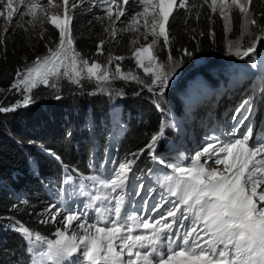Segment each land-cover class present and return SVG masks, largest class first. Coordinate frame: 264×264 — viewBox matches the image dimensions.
<instances>
[{
  "label": "snow or ice",
  "instance_id": "1",
  "mask_svg": "<svg viewBox=\"0 0 264 264\" xmlns=\"http://www.w3.org/2000/svg\"><path fill=\"white\" fill-rule=\"evenodd\" d=\"M128 2L123 0L124 5ZM133 2L141 7L129 15V23L139 24L137 18L147 17L151 9V19L145 18L143 24L145 28H151L154 37H163L165 45L170 42L166 26L174 9L194 6L189 4V0H180L179 5L177 0ZM207 2L204 0V3ZM252 2L211 0L209 7L215 12L219 4L220 15L229 21L228 10L235 6L248 23L260 27L255 19H250L249 6ZM47 3L52 4L53 0H47ZM62 3L65 7L63 18L50 17V22L59 30L56 49L50 48L48 55L37 58L26 72L17 73L12 87L19 89L23 86V100L10 107H0V112L15 111L21 104L27 107L34 103L30 93L39 84L57 89L65 76L79 84L84 69L97 81L109 80L106 68L101 72V64L93 63L90 66L72 47L70 13L77 5H70L69 0H62ZM16 4L25 5L27 11L20 15H31L29 23L38 19L36 9L43 7L39 0H0V16L11 22L19 11L14 6ZM113 4H117V0H101L109 18L113 15ZM124 16L125 11L120 10L116 20ZM260 31L264 33V28ZM155 43L154 40L153 44L137 49L134 55L139 67L153 77L151 83L145 86L154 94L156 89L162 94L174 74V67H171L173 58L169 54L168 66L157 63L153 53ZM102 45L103 41L98 51ZM255 50L254 41L243 51L237 45L233 54L243 58ZM229 51L232 52V46ZM183 52L185 56H191L187 49ZM115 59L122 61L124 58ZM179 63H182V59L176 61V64ZM61 67H65V72L61 73ZM69 70L73 75H69ZM115 72H121L119 64ZM123 78L143 83L132 74ZM56 98L61 97L57 94ZM251 112L252 100L244 99L233 112L231 119L234 123L227 134L223 138H209L205 146L190 158L189 164L165 165L164 160L155 154L158 141L164 136L162 126L147 145L152 159L165 165L164 174L156 181L158 198L150 209L149 201L157 189L151 185L145 189L142 182H137L141 178L135 173L129 176L131 166L139 158L133 153L136 159L112 160L104 175L87 177L91 181L90 187L80 183L79 193L87 198L83 206L58 207L51 204L45 209L47 215L40 223H57V217L60 218L58 222L62 227L53 233L54 239L43 237L17 223L15 231L22 234L28 250L33 253L31 264H264V135L257 131L252 139V124L249 122L245 126ZM241 127L244 128L243 132L240 131ZM202 156L205 157L203 161ZM208 161L213 165H223V168L208 167ZM67 180H71V177ZM142 191L145 195L141 200L140 212L129 211L134 208L133 197H139ZM90 212L95 213L91 219ZM149 212L155 217L151 221L144 218ZM143 229L149 232L145 234L141 231Z\"/></svg>",
  "mask_w": 264,
  "mask_h": 264
},
{
  "label": "rangeland",
  "instance_id": "2",
  "mask_svg": "<svg viewBox=\"0 0 264 264\" xmlns=\"http://www.w3.org/2000/svg\"><path fill=\"white\" fill-rule=\"evenodd\" d=\"M39 3L43 7L36 9L38 19L34 23H29L32 19L31 15H20L27 11L25 5H14L19 11L14 14L11 22L7 21L6 17L0 16V44L10 48L15 55L16 75L18 72H26L37 58L47 56L48 50L56 49L59 43V30L50 22V17L55 15L63 18L65 7L62 0H53L52 4H48L47 0H39ZM73 3L77 6L70 13L72 15V47L79 52L80 58L89 62L90 66L93 63L101 64V72L106 68L109 80L97 81L96 77L89 76L87 70L84 69L79 84L73 83L65 76L61 79L59 88L53 89L50 86L39 84L32 89L31 96L39 88L51 89L58 93L59 89L66 85L81 88L83 83H93L99 94H88V97L89 99H94L96 96L101 97L105 103L103 106L109 110L110 139H122L130 123L137 126L150 125L149 128H155V117H160L159 128L163 126L165 132L158 141L155 154L164 160L165 165L175 161L179 164H189L190 158L205 146L209 138L214 136L223 138L233 126L234 122L231 117L234 110L244 99L252 100V112L249 121L245 122V126L249 122L253 126L252 139L255 138L257 131L264 135V33L260 31L264 28V18L258 24L260 27L251 25L245 19L244 14L237 7L232 6L228 10L230 20L226 21L220 15L221 9L218 4L215 13L221 18L225 32L223 51L214 50L207 57L200 56L194 60L188 58L189 60L185 62L183 51L176 49L177 54L182 52L181 56L174 53L170 36L169 44L165 45L163 37H154L151 34V28H145L143 21L145 18L151 19V9L147 17L137 18L139 24L132 25L128 20L129 15L141 7L133 0H129L127 5L123 4V0H117V4L112 5L111 18L106 14L101 0H69L70 5ZM179 3L180 0H177L178 5ZM251 5L249 6L250 19H255ZM120 10L125 11V16L116 20V15ZM236 13L240 19L238 33L233 30ZM113 21H115L114 25ZM168 26L169 23L166 26L167 30ZM113 28L115 35H113ZM258 36L259 40H257ZM154 40L156 43L153 46V53L157 57V63L162 62L168 66L170 64L169 54L173 58L171 67H174V74L162 94L159 89H156L154 94L145 86L151 83L153 77L139 67L134 55L137 49L153 44ZM102 41V49L98 51V46ZM254 41L256 50L253 53L243 58L233 54L237 45L243 51ZM230 46H232V52L229 51ZM116 57L124 59L116 60ZM181 59L182 63L176 64V61ZM117 64L121 67L120 73L115 72ZM60 71L65 72V67H61ZM128 74L139 77L143 83L123 78ZM69 75H73L70 70ZM14 91L23 100L25 95L23 86L19 89L14 88ZM83 92L79 93L81 96L79 101L86 99L83 95L85 92ZM35 104L37 103L34 102L27 107L21 104V107L31 110L36 108ZM99 106L102 107V105ZM240 131L243 132L244 128L241 127ZM116 154L117 152L109 157V164L112 160L120 162L124 161L123 159H136L132 156H123V154L116 156ZM145 158H147L144 159L146 161L145 172L139 175L141 180L137 182H142L146 187L151 185L157 188L156 179L161 173L164 174L165 165L153 160L152 155ZM204 159L205 157L202 156L201 161ZM141 163L140 157L136 159V163L131 166L132 171L129 172V176L133 173L137 175L136 172ZM101 166H104L103 171H101ZM207 166L223 168V165H213L211 161H208ZM106 171L105 163L97 165V174L94 176H102ZM69 181L76 183L78 191L81 182L86 187L91 185V181L86 180L85 177H75ZM140 209L141 204L139 203L129 211L140 212ZM46 215L45 212L44 218ZM94 216V212L89 213L90 219ZM145 216L144 218L147 219L148 216ZM59 219L57 217V223H49L53 225L55 231L62 227L58 222ZM168 219L171 220V218ZM141 231L145 234L149 232ZM54 238L53 236L51 239Z\"/></svg>",
  "mask_w": 264,
  "mask_h": 264
},
{
  "label": "trees",
  "instance_id": "3",
  "mask_svg": "<svg viewBox=\"0 0 264 264\" xmlns=\"http://www.w3.org/2000/svg\"><path fill=\"white\" fill-rule=\"evenodd\" d=\"M210 3L189 0L194 6L177 8L169 19L174 53L181 56L176 49L191 52V56L184 55L185 62L188 58L207 57L214 50L223 51V23ZM251 8L258 25L264 18V0H253ZM239 28L236 13L234 32L238 33ZM15 59L11 49L0 44V107L22 101L12 87L17 79ZM82 91L86 99L79 101ZM96 91L93 83H83L81 88L66 85L58 93L39 88L32 93L36 108L19 106L15 111L0 112V264H31L33 253L22 234L15 231L17 223L43 237H53V225L40 221L49 205H64L78 192L76 183L68 177L94 176L97 165L103 163L108 170V159L115 152L116 156L133 158L132 154H137L142 161L137 176L145 172L144 159L151 156L147 145L160 131V117H155V128L130 123L121 140L110 139L109 110L101 97H88L99 94Z\"/></svg>",
  "mask_w": 264,
  "mask_h": 264
}]
</instances>
